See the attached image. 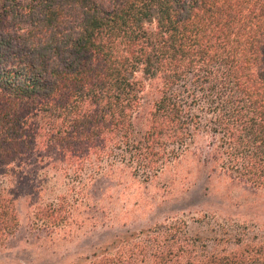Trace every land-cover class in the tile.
<instances>
[{"label":"trees","instance_id":"1","mask_svg":"<svg viewBox=\"0 0 264 264\" xmlns=\"http://www.w3.org/2000/svg\"><path fill=\"white\" fill-rule=\"evenodd\" d=\"M190 155L264 190V0H0V243L30 175L33 193L58 176L81 195L116 172L151 183ZM66 198L37 207L51 233L70 222ZM156 231L86 264H264V241L198 260L186 227Z\"/></svg>","mask_w":264,"mask_h":264},{"label":"rangeland","instance_id":"2","mask_svg":"<svg viewBox=\"0 0 264 264\" xmlns=\"http://www.w3.org/2000/svg\"><path fill=\"white\" fill-rule=\"evenodd\" d=\"M197 140L196 149L207 155L211 138ZM40 175L44 182V172ZM20 182L15 194L20 225L0 243V264H86L114 241L112 255L126 241L127 247L151 241L156 227L171 223L199 241L198 260L264 241V190L232 181L213 165L198 166L193 155L151 183L116 172L98 177L81 195H71L58 176L41 193H33L39 182L33 175ZM56 197H67L73 206L69 224L51 233L38 220L37 207Z\"/></svg>","mask_w":264,"mask_h":264}]
</instances>
